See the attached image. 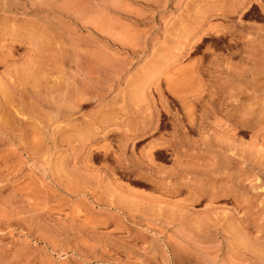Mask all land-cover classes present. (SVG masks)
Masks as SVG:
<instances>
[{
	"label": "rangeland",
	"instance_id": "1",
	"mask_svg": "<svg viewBox=\"0 0 264 264\" xmlns=\"http://www.w3.org/2000/svg\"><path fill=\"white\" fill-rule=\"evenodd\" d=\"M0 264H264V0H0Z\"/></svg>",
	"mask_w": 264,
	"mask_h": 264
}]
</instances>
